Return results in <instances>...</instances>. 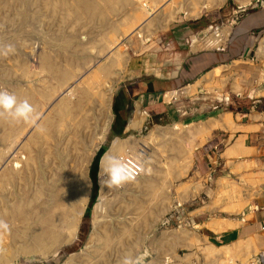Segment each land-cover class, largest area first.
Masks as SVG:
<instances>
[{"label": "bare ground", "instance_id": "1", "mask_svg": "<svg viewBox=\"0 0 264 264\" xmlns=\"http://www.w3.org/2000/svg\"><path fill=\"white\" fill-rule=\"evenodd\" d=\"M39 1L44 3L42 6L48 7L50 13L58 15L61 22L72 21L76 31L62 39H47L50 47L43 46L38 50V71H34V75L43 74L42 81L28 84L26 88L7 86V91L15 94L21 101L28 100L34 106L38 119L34 123H16L8 118H0V220L6 221L10 226L9 232H0V264L47 259L75 239L92 196L89 169L106 140L112 122V99L116 85L122 80L132 58L129 48L136 49L137 41L144 44L150 42L158 31L167 30L179 16L194 20L203 12L220 8L226 2ZM238 1L243 6L250 3V0ZM10 2L12 1L0 0V14L5 11L6 5L10 6ZM3 16L0 17L1 20L6 18ZM82 28L97 34L92 40L84 37V45H74L78 31ZM18 30L7 32L5 36L0 35V51L2 45H18L17 40L21 34L17 33ZM224 39L222 31L220 34L216 32L206 41L204 48H218L225 42ZM194 42L196 43L197 39H194ZM50 51H56L57 60L64 56L65 65H58ZM93 55H96V58L105 56V62H96ZM258 55L264 59V40L258 49ZM18 59L13 61L14 63L11 62V65L21 67L19 74L29 77L31 72L22 69L23 66L28 67H25L24 63L21 66ZM222 70L223 68H220L207 74L201 81L207 80L211 84ZM6 71L0 68L3 81H8L11 76V73ZM15 76L17 77L16 74ZM200 82L188 87L187 91L190 90L189 93L194 95ZM9 83H12V80H9ZM233 90L238 95L243 93L236 79ZM169 93L172 92L165 95L166 102L178 100V92ZM138 109L142 107L137 105ZM261 119L259 115L251 117L255 122ZM143 124L144 121L138 120L132 126L133 129H139ZM201 124L192 139L198 143L186 149L182 142L189 133V127L180 125L156 128L141 143L133 138L126 141L117 139L113 142L101 161V189L95 209L93 231L85 250L70 256L65 264H122L124 258L138 261L139 264H155V260L147 263V259L155 251L157 241L153 234L159 218L168 210L167 187L173 179L181 178L191 168L193 152L197 145L205 144L207 135L213 130L234 133L239 126L232 114H225ZM260 127L261 125L255 124L243 129L246 132H258ZM245 138L238 139L225 155L232 158L252 154L251 149L244 144ZM136 146L145 155L134 151ZM151 149L154 154H147ZM127 155L143 165L142 177L136 182L126 181L122 186L108 188L105 184L108 175L104 169L109 167L113 159ZM161 158L167 160L166 168L162 169V166L157 164ZM178 159L182 160V167L174 176L172 173L176 170H172L171 166L179 161ZM199 187L198 190L201 189ZM125 193L134 197L130 199V203L119 201L118 198ZM117 201L122 211H112L111 205ZM238 225L239 222L225 219L213 223L211 229L213 233L221 234ZM163 236L166 238L168 235L164 233ZM191 246L194 247V244ZM162 247L164 251L161 253L160 264H170V260L174 259V256L170 258V247L166 241L162 243ZM203 247L207 260L205 264H258L256 255L259 249L253 239L218 248L205 238ZM241 253L250 254V257L243 259L242 263L239 262L242 258L239 261L233 260L236 255L239 259Z\"/></svg>", "mask_w": 264, "mask_h": 264}, {"label": "rangeland", "instance_id": "2", "mask_svg": "<svg viewBox=\"0 0 264 264\" xmlns=\"http://www.w3.org/2000/svg\"><path fill=\"white\" fill-rule=\"evenodd\" d=\"M11 1L10 6L6 5L7 9L5 7V11L0 14V17L2 15L6 17L2 20L0 18V35L10 33L16 29H19L17 33L21 32V34L17 40L18 45L14 46V52L4 54L5 45L1 46L0 68L10 72L9 80H12V83H9V80L3 81L0 74V89L2 90H7V86L11 88L12 85L26 88L28 84H37L38 81H42L43 74H39L40 76L34 75V71H38V64L36 63V61L38 62V50L43 46L50 47L47 39L51 40L56 37L62 39L64 36L71 35L76 31L72 21L61 22L60 17L50 13L48 7L42 6L44 3L39 0ZM251 12L252 6L246 8L238 0H226L220 8L209 12L205 11L197 19L186 20L183 16H179L176 21L168 26L167 30L158 31L150 42L144 44L137 41L136 49L129 48V54L132 58L122 80L116 85L112 99V122L106 140L100 147V149L105 147V153L117 139L126 141L133 138L141 143L156 128L188 126L189 133L185 135V140L182 142V146L186 149L190 145L198 143V141L195 142L192 139L201 123L204 124L209 120L218 119L225 114H232L234 121L239 125L238 130L234 133L213 130L207 135L205 144L197 145L193 152L191 168L181 178L176 177L173 179L168 186L169 188L167 187L168 201H170H167L168 210L159 218L160 220L153 234L157 241L155 251L147 259V263L153 260H155V264L161 263V253L164 251L162 250V243L166 241L171 250L170 258L174 256V259L170 260V264H205L207 260L203 254L205 252L203 239L207 238L209 242L218 248L230 246L227 240H221L218 236L212 234L213 223L229 218H242L251 209L264 206V151L262 150L264 147V59L258 55V49L264 40V28L248 32L241 30L246 15ZM212 26L214 29L218 28L225 35V42L221 48H204L206 43L200 38L197 44L200 47L191 48L187 44L188 38L185 36L182 37V41H176L171 35V31L174 29L191 27L200 29L206 39H209L212 36L209 30ZM78 32L79 35L77 40H74V45H78V43L84 45L82 40L84 37L92 40L97 34L95 31H89L85 28L80 29ZM193 34L191 33L189 38H192ZM184 46H188V49L185 50ZM197 51L198 53H192ZM208 53L225 54L227 58L223 63L215 65V67L198 75L192 81L179 82L177 78L180 77V81H183L181 75L185 72L186 65L188 66L195 58L200 59ZM50 54L54 59L56 58V51H50ZM189 54L191 55L186 57ZM93 56L96 62H105V56L98 58H96V55ZM63 57H59L58 60L55 59L58 61V65H65L63 62L65 58ZM183 57L184 59L186 57V61L182 66ZM90 58H92V55H90ZM17 59L21 62V66L23 63L26 64L25 67L28 68L23 66L22 69L31 72L29 76L31 78L19 74L21 67L11 65V62L14 63ZM218 68H223V70L211 84L204 80L200 82L196 94L191 95L190 90L187 91L189 89L187 87L195 85L208 73ZM155 79L172 81V89L156 98L149 99L148 96L140 98L144 86L140 85L144 81L149 84L148 82ZM235 79L243 89L242 95H238L233 90ZM226 80L227 82H225ZM177 86L181 87L178 88ZM223 86L224 88H222ZM173 91L178 92V100L166 102L167 93ZM151 100H153V103L159 101L158 107L166 106L174 111V114L170 112L162 114V116L160 114L154 115L149 111L151 104H153ZM139 103L142 109L137 110ZM256 115L261 116L262 119L257 122L251 120V117ZM138 120L144 121V124L139 129H133L132 125ZM255 124L263 125L258 132L244 131V127ZM193 128L195 129L193 130ZM240 135L242 136L240 137ZM243 135H250L252 139H256L257 136V143L250 150L253 153L248 156L227 157L225 155L227 150L238 139L246 137ZM134 151L145 155L144 152L139 150L138 146L135 147ZM147 154H154V152L151 149V151H147ZM102 158L96 174L97 198L93 203L91 196L75 239L64 245L54 256L44 260H20L18 264H65L70 256L85 250L93 231L95 209L100 197ZM120 158L118 157L117 160L120 161ZM181 162L182 160L176 161L171 166L172 170H176L172 173L174 176L177 175L179 168L181 169ZM92 164L89 169V176L92 181L93 195ZM157 164L162 166V169L166 168L167 160L161 158ZM198 186H200V190H198ZM129 195L131 194L125 193L118 199L122 203H130V199L134 197ZM111 206L112 211L118 210V201L113 202ZM164 233L168 235L166 238L163 236ZM192 244H194V247L191 246ZM241 254L243 256L244 253ZM249 255L245 253L244 258L239 255V259L236 255L237 257L233 260L239 261L242 258L239 261L242 263L243 259L250 257ZM228 258L227 260L232 259ZM256 259L258 264H264V254L261 258L260 252H258Z\"/></svg>", "mask_w": 264, "mask_h": 264}, {"label": "crops", "instance_id": "3", "mask_svg": "<svg viewBox=\"0 0 264 264\" xmlns=\"http://www.w3.org/2000/svg\"><path fill=\"white\" fill-rule=\"evenodd\" d=\"M250 6H252V12L246 15V18L244 22L242 23L241 30L243 32H248V31H253L255 29H259V28H264V0H250V3L244 7L247 8ZM200 31H201L200 29H193L191 27H186L183 29L177 28L171 31V35L172 37H174L176 41H182V37L184 36L189 39V37L191 36L190 35L191 33H194L193 35L195 37H199L200 34L202 33ZM184 47H185L184 48L185 50L188 49L187 48L188 46L187 47L184 46ZM193 51L195 50L193 49ZM198 51L192 52V53L195 54V53H198ZM190 55L191 54L187 55L186 57ZM186 57L185 59L184 57L182 59V64H181L182 66L184 65L186 61ZM226 58L227 56H225V54H219V53L217 54L208 53L206 55H203L200 59L195 58V60H192V62H190L188 66L186 65V69L184 68L185 72L182 73L181 75V80L183 81H180V77H178L177 79H179V82L192 81L194 78L198 77V75H201L202 73L206 72L210 68L215 67V65L223 63L226 60ZM218 69H215V70H218ZM201 80L196 82L195 85L199 83ZM148 83L149 84H147L146 81H144L140 85V86L144 85L142 90L140 89L141 90L140 98H145L147 96L149 97V99L156 98L157 96H161L163 93H166V91L172 89V81L170 82V81L155 79V80H151ZM195 85L189 86V88ZM144 87H146L148 90ZM177 87L179 88L181 86H177ZM173 93H177V92L173 91L172 93H169V94H173ZM152 101L153 100H151V102ZM141 102L143 103L144 101H141ZM155 102L154 103L152 102L153 104H151V107L149 109V111L152 112L154 115L160 114V116H162V114H168L170 112L174 114V111H171V109L166 106L162 105L158 107L159 101L156 103ZM139 104H138V107H141V104L140 105ZM241 136L242 135H240V137ZM243 136H246L244 140L245 146L250 149L254 148L257 143L256 141L257 136H256V139H252L250 135H243ZM235 142L236 140L234 141V143ZM262 150L264 151V147L262 148ZM229 219L231 220L233 218H229ZM233 220L236 222H239V225L236 228L229 230L227 232L221 233V234H215L212 232L211 233L218 236L219 239L221 240H227V243H229L230 245L235 242L242 241V240L253 239L254 243L257 245V248L259 249L260 257L262 258L264 254V206H257L251 209V211H248L244 215V217L238 218V219L234 218Z\"/></svg>", "mask_w": 264, "mask_h": 264}, {"label": "clouds", "instance_id": "4", "mask_svg": "<svg viewBox=\"0 0 264 264\" xmlns=\"http://www.w3.org/2000/svg\"><path fill=\"white\" fill-rule=\"evenodd\" d=\"M4 49V54L15 51L12 44L5 45ZM0 118H8L16 123H34L38 119V113L28 100L21 101L15 94L0 89ZM104 171L108 175V180L105 181L108 188L122 186L130 179L126 166L117 159H113ZM9 231V224L4 220H0V232L6 233ZM122 264H139V262L124 258Z\"/></svg>", "mask_w": 264, "mask_h": 264}, {"label": "built area", "instance_id": "5", "mask_svg": "<svg viewBox=\"0 0 264 264\" xmlns=\"http://www.w3.org/2000/svg\"><path fill=\"white\" fill-rule=\"evenodd\" d=\"M209 30L211 31L212 35H214L216 32H217V34L221 33V31L218 28L214 29L213 26ZM199 38L202 41H204V43H206V41L208 40V39H206L205 35H203V33H201L199 37L194 36L192 38H189L188 41H186V42L192 48V47H195L194 45L197 46V44L199 43ZM194 39H197L196 43L194 42ZM223 44H224V42L218 48H221ZM120 161L126 166V169L130 175V179L128 180V182H136L142 177L144 167L134 157L127 155V156L121 157Z\"/></svg>", "mask_w": 264, "mask_h": 264}, {"label": "trees", "instance_id": "6", "mask_svg": "<svg viewBox=\"0 0 264 264\" xmlns=\"http://www.w3.org/2000/svg\"><path fill=\"white\" fill-rule=\"evenodd\" d=\"M106 149L101 148L98 153L96 154V157L94 159V162L92 164L91 167V176L94 182V186H93V195H92V202L94 203L96 198H97V193H98V187H97V183H96V174L98 173L99 170V164H100V160L102 158V156L104 155Z\"/></svg>", "mask_w": 264, "mask_h": 264}]
</instances>
